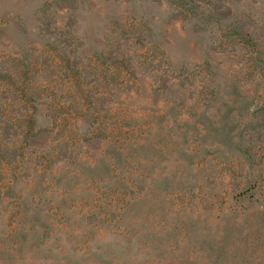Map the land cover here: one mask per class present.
Masks as SVG:
<instances>
[{
    "label": "rangeland",
    "instance_id": "374dc122",
    "mask_svg": "<svg viewBox=\"0 0 264 264\" xmlns=\"http://www.w3.org/2000/svg\"><path fill=\"white\" fill-rule=\"evenodd\" d=\"M0 264H264V0H0Z\"/></svg>",
    "mask_w": 264,
    "mask_h": 264
},
{
    "label": "trees",
    "instance_id": "16d2710c",
    "mask_svg": "<svg viewBox=\"0 0 264 264\" xmlns=\"http://www.w3.org/2000/svg\"><path fill=\"white\" fill-rule=\"evenodd\" d=\"M118 73L112 72L111 78H117ZM102 82V80L100 81ZM75 89H73V98L71 99L72 102L68 105V111L69 114H72L74 112L83 113L84 106L87 105V103H91L94 105V93L91 92L90 84L85 83L84 81L79 82L78 84L74 83ZM79 102V104H77Z\"/></svg>",
    "mask_w": 264,
    "mask_h": 264
}]
</instances>
